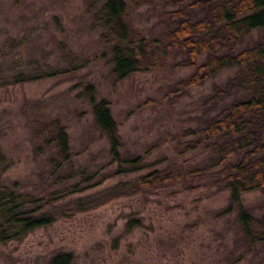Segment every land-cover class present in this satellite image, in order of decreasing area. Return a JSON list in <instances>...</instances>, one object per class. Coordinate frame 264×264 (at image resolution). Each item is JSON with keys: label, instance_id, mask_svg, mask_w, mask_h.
Wrapping results in <instances>:
<instances>
[{"label": "rangeland", "instance_id": "obj_1", "mask_svg": "<svg viewBox=\"0 0 264 264\" xmlns=\"http://www.w3.org/2000/svg\"><path fill=\"white\" fill-rule=\"evenodd\" d=\"M98 9L88 0H0V183L42 198L37 212L56 217L22 238L0 240V264H49L58 251L74 252V264H264V189L241 193L251 215L246 227L236 206L225 211V162L211 166L215 151L205 144L184 150L195 137L188 128L245 96L240 89L215 97L235 68L176 92L194 67L174 66L170 56L117 80L114 39L98 25ZM165 9L154 0L130 11L134 25L154 36ZM262 32L253 29L240 46ZM93 99L109 101L118 156ZM61 129L69 156L60 164L54 135ZM194 167L201 170L134 185L155 168Z\"/></svg>", "mask_w": 264, "mask_h": 264}, {"label": "trees", "instance_id": "obj_2", "mask_svg": "<svg viewBox=\"0 0 264 264\" xmlns=\"http://www.w3.org/2000/svg\"><path fill=\"white\" fill-rule=\"evenodd\" d=\"M99 4L97 23L108 30L111 45L112 72L120 80L139 71L152 70L170 56L174 66H192L194 70L176 82L174 91L203 82L224 68L234 67L235 73L220 93L244 90L245 96L235 98L209 115L200 125L186 130L189 138L184 150L205 144L215 151L211 166L224 163L223 186L230 190L225 211L238 208L239 218L247 227L251 215L241 202V193L264 189V0H159L166 6L160 19L161 29L154 36L140 31L131 17V6L154 0H88ZM253 29H262L251 44L241 45L243 37ZM77 66L58 69L72 71ZM46 75V73H43ZM23 80V79H17ZM94 102V112L101 128L111 136L112 152L118 156L117 122L109 101ZM68 159V137L61 129L54 135ZM1 156V155H0ZM201 170L200 167L152 169L140 174L138 188L155 186ZM40 197L0 183V240L22 238L29 231L52 223L56 217L48 211L37 212ZM35 205V206H34ZM137 221L129 222V229ZM261 238L264 239V230ZM72 251H58L49 264H74Z\"/></svg>", "mask_w": 264, "mask_h": 264}]
</instances>
